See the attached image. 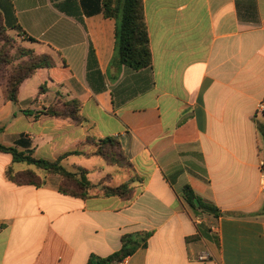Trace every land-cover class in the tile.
<instances>
[{
    "label": "crops",
    "instance_id": "0c3cea01",
    "mask_svg": "<svg viewBox=\"0 0 264 264\" xmlns=\"http://www.w3.org/2000/svg\"><path fill=\"white\" fill-rule=\"evenodd\" d=\"M143 5L153 62L137 71L115 59L116 21L103 0H0L3 17L55 62L21 85L17 103L0 89V143L57 160L92 152L89 137L115 138L130 175L115 176L98 156L63 164L87 169L93 185L134 190L130 200L65 195L60 175L0 152V264H87L138 233L149 234L147 246L122 264H264V0ZM73 101L88 123L48 113ZM9 167L44 183L17 185ZM185 186L222 216L191 209Z\"/></svg>",
    "mask_w": 264,
    "mask_h": 264
},
{
    "label": "trees",
    "instance_id": "16d2710c",
    "mask_svg": "<svg viewBox=\"0 0 264 264\" xmlns=\"http://www.w3.org/2000/svg\"><path fill=\"white\" fill-rule=\"evenodd\" d=\"M103 11L106 17L116 21V46L115 59L133 70H143L152 66V53L150 38L145 19L143 0H103ZM16 30L19 35V27L11 25L3 17L0 11V32L1 30ZM23 37L35 43V39ZM6 60H3L2 49L0 50V69ZM8 64V63H7ZM28 69L22 73L17 71L6 79V97L8 100L17 103L21 85L29 78L33 77L39 69L52 68L55 62L50 55L42 57H32L27 64ZM52 116L65 117L71 119L76 124H86L88 120L80 114V103L73 101L66 104L62 111L49 110ZM4 127L0 126V133ZM264 140V129L260 128ZM88 144L95 145L92 152H85L83 149L75 150L62 154L57 160H47L36 158L33 151H20L18 146H6L0 143V152L13 156L14 163H24L34 166L45 175H60L63 178L60 191L65 195L87 198L95 185L87 178L88 170L79 168L76 171L68 170L63 162L71 156L101 157L106 163L112 166H119L124 163V167L131 168L132 165L124 156L120 142L115 138H106L100 141L89 137ZM7 178L17 185H36L41 186L44 181L36 171L26 170L16 172L13 167H9L6 172ZM72 187L73 189H69ZM102 193L105 196H118L123 200H130L134 190L130 183L119 186H104ZM183 199L193 210L201 214H210L216 218L222 216V212L216 206L203 201L196 196L190 186H185ZM149 239L148 233L128 234L122 237V248L118 252L105 257L92 255L87 264H122L126 258L133 255L138 249L146 247Z\"/></svg>",
    "mask_w": 264,
    "mask_h": 264
},
{
    "label": "rangeland",
    "instance_id": "374dc122",
    "mask_svg": "<svg viewBox=\"0 0 264 264\" xmlns=\"http://www.w3.org/2000/svg\"><path fill=\"white\" fill-rule=\"evenodd\" d=\"M2 49L3 60H6L5 64L1 66L0 69V89L5 92L6 95V79L13 73L21 71L26 72L28 69V62L32 57H42L43 55L37 52L35 46L27 41L23 35H19L18 32L9 29L1 30L0 32V50ZM8 63V64H7ZM124 163H120L119 166H114L116 173L114 175H119L121 172L127 171L130 175V168L124 167ZM118 175V176H119ZM106 179L100 181L91 192L100 191L102 192ZM69 189H73L69 187Z\"/></svg>",
    "mask_w": 264,
    "mask_h": 264
},
{
    "label": "built area",
    "instance_id": "2783aa9c",
    "mask_svg": "<svg viewBox=\"0 0 264 264\" xmlns=\"http://www.w3.org/2000/svg\"><path fill=\"white\" fill-rule=\"evenodd\" d=\"M264 113V101L259 103V105L257 106V114L261 115ZM259 169H260V173H261V179H262V190L264 191V157H262L259 160ZM199 223H201V219H198ZM210 254L207 252H203L199 255V260L200 261H206L210 259Z\"/></svg>",
    "mask_w": 264,
    "mask_h": 264
}]
</instances>
